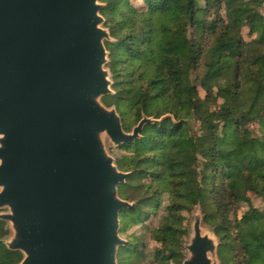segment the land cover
<instances>
[{"label":"trees","instance_id":"16d2710c","mask_svg":"<svg viewBox=\"0 0 264 264\" xmlns=\"http://www.w3.org/2000/svg\"><path fill=\"white\" fill-rule=\"evenodd\" d=\"M138 1L99 0L114 39L105 42L114 93L101 101L116 107L125 131L142 113L171 117L121 148L117 166L130 176L119 198L135 203L120 213V233L147 229L161 244L159 263L180 264L184 213L199 205L221 264H264V0ZM8 235L0 221V264H18ZM141 246L130 235L118 264H133Z\"/></svg>","mask_w":264,"mask_h":264},{"label":"water","instance_id":"95a60500","mask_svg":"<svg viewBox=\"0 0 264 264\" xmlns=\"http://www.w3.org/2000/svg\"><path fill=\"white\" fill-rule=\"evenodd\" d=\"M99 0H0V221L18 264H116L118 196L130 173L105 150L141 137L114 107ZM194 216L182 264H219L217 238Z\"/></svg>","mask_w":264,"mask_h":264},{"label":"rangeland","instance_id":"374dc122","mask_svg":"<svg viewBox=\"0 0 264 264\" xmlns=\"http://www.w3.org/2000/svg\"><path fill=\"white\" fill-rule=\"evenodd\" d=\"M132 3L135 5V6H140L142 5L141 2H139L138 0H132ZM261 13L264 15V6L261 8ZM103 29H106L108 30L109 32V29L106 28L104 25L101 26ZM110 34V32H109ZM244 40L246 42H248L250 40L249 36L247 35V31L246 30H243L241 32ZM112 39V38H111ZM114 41V39H113ZM107 51V50H106ZM110 63V56H109V52L107 51V64L104 66V69L109 71L110 72V75H111V82L113 83V80H112V74H111V71L108 67V64ZM111 90L112 92L114 93L113 89H112V86H111ZM204 94H202L203 96ZM212 104V107L213 108H217V106L219 105V101L216 103V104ZM114 107V106H112ZM116 109V107H114ZM118 113V112H117ZM119 115V114H118ZM120 116V115H119ZM148 117L147 115H145L144 113L141 114V119L142 117ZM165 115H163L162 117H164ZM160 117V118H162ZM121 118V117H120ZM149 118H152V117H149ZM159 118V119H160ZM121 123H122V120H121ZM138 123V122H137ZM136 123V124H137ZM135 124V125H136ZM133 125L130 129V131H124L126 133H130L133 129V127L135 126ZM189 126H190V129H191V132L193 134H197L199 133V125L198 123L194 120V119H190L189 120ZM123 127V125H122ZM103 144H104V147H105V150L106 152L108 153V155L110 157H112L114 160H115V164L117 166V158L120 154H123V152L121 151V147H115L107 137H105L103 139ZM118 168V166H117ZM119 170V168H118ZM120 171V170H119ZM122 172V171H121ZM129 173V172H128ZM118 190V189H117ZM119 191V190H118ZM119 196V194H118ZM166 199V198H165ZM164 199V201H165ZM129 202V201H128ZM129 203H135L134 201L132 202H129ZM252 203L255 207L257 208H262L263 207V203L261 201V199L259 198H256V197H252ZM244 209L242 208V210L240 211V213L243 211ZM8 210L7 209H2L0 210V213H7ZM122 213V212H121ZM239 213V214H240ZM160 215L162 216L163 215V210L161 209L160 211ZM195 215H200V217L202 218V223H201V226H202V229L204 232H213V228L206 224L205 223V217H204V214H203V211L201 209V207L199 205H196L191 211L190 213H184V216L186 218V221L184 222V225H186V235L185 237L183 238V241H182V250L180 252V255L182 257L181 259V262L180 264L183 263V261L185 259L188 258L189 254H188V251L186 250V245L189 243L190 239H191V236H192V224H193V221H194V216ZM146 225L150 226V222L147 223ZM153 226V225H151ZM120 229H121V222H120V217H119V237L125 241V245L127 244V240H128V237L131 235V236H138L141 238V241H142V246L140 247V250L142 251L143 255L142 256H137V258H135L132 263L133 264H160L159 261L154 257V252L156 249H160L161 248V244L160 243H157L155 242L154 240L151 239V236H150V233L148 232L147 229L143 228V227H133L131 229H129L126 233H123L121 234L120 233ZM12 235V231H10V234H9V238L11 237ZM219 245H220V241L219 239L217 238V247L219 248ZM123 247V246H122ZM120 247V248H122ZM118 248L117 249V254H118V250L120 249ZM218 248H217V261L219 264H221V261L218 257ZM116 264H118V256L116 255ZM166 264H174L172 261H169L167 262Z\"/></svg>","mask_w":264,"mask_h":264}]
</instances>
